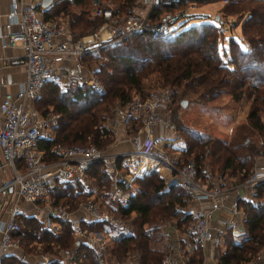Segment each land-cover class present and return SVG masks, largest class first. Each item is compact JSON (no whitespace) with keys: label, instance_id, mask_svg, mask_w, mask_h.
Returning a JSON list of instances; mask_svg holds the SVG:
<instances>
[{"label":"built area","instance_id":"built-area-1","mask_svg":"<svg viewBox=\"0 0 264 264\" xmlns=\"http://www.w3.org/2000/svg\"><path fill=\"white\" fill-rule=\"evenodd\" d=\"M182 0H132L122 11L109 3L92 0L89 15L99 17L101 22L90 33L76 35L68 20L60 17L44 19L36 8L40 0H8L5 21L0 25L1 47L19 46L22 55L13 60L23 67L24 76L16 90L7 91L0 98V195L9 186L5 202L7 209L0 216V264L4 255L16 254L25 259L20 249V230L17 216L32 214L43 220L44 227L55 230L58 225L51 218L68 221L75 239H82L96 250L104 252L108 238L97 230L83 231L72 212L61 204H53L48 194L55 183H62L84 176L85 169L93 161H102L109 174L111 185L108 191L110 201L125 205L130 197L127 190L117 182L124 178L142 176L155 172L163 188L179 186L189 194V199L206 202V208H197L182 229L171 223L174 236L163 232L162 244L165 252L159 264H180L172 255L179 249V236L193 241L215 242L216 237L209 223L213 211L225 207L230 217H237L238 196L229 199L224 206V197L233 189L252 187L264 181V164L252 166L250 172L235 185H227L222 176L209 183L200 179L193 161L177 163V159L166 153L176 147L174 123L168 115L170 92L158 88L144 96H132L113 108L110 119L112 130L120 127L130 142V148L116 153H105L93 143L61 144L51 142L47 151L37 148V142L53 137L58 125L59 113L48 109L40 112L33 105L45 82L64 87L69 83L84 84L94 90H101L97 79L100 65L93 62L99 55L97 49L130 33L150 30L154 34L171 36L188 18L185 8L165 10L150 22L153 6L179 3ZM72 0H48L50 5H66ZM186 2V6H190ZM159 132L155 133V128ZM258 155L264 159V134L256 139ZM49 155L54 156L49 157ZM164 169V172L161 171ZM204 168H201L203 172ZM23 204H26L24 206ZM100 202L87 199L79 202L75 210L87 219L106 222L115 235L125 233L126 224L113 218L108 210L101 209ZM166 230V228L164 229ZM56 254L67 259L68 249H58ZM42 263L50 259L47 253L36 254ZM256 259L264 258V245ZM119 264V262H115ZM129 264V263H126ZM200 264H208L202 261Z\"/></svg>","mask_w":264,"mask_h":264},{"label":"trees","instance_id":"trees-1","mask_svg":"<svg viewBox=\"0 0 264 264\" xmlns=\"http://www.w3.org/2000/svg\"><path fill=\"white\" fill-rule=\"evenodd\" d=\"M131 1L121 0L114 7L122 11ZM187 1L202 4L212 0H182L179 3L153 6L150 22L165 10L185 8ZM74 2L80 4L82 0H74ZM222 11L226 15L235 14L238 19L242 18L240 35L245 43L244 48H241L237 41L229 38L228 54L223 58L217 51L215 27L207 22L180 28L171 36L154 34L146 29L122 36L115 43L110 45L106 43L97 49L98 53L109 50L106 52L109 55L107 60H97L100 65L97 79L103 86L102 90L97 91L78 83L66 84L61 90L57 84L45 82L41 86L40 96L34 99L33 105L40 112L48 109L56 111L59 113V118L53 137L38 141L37 148L47 151L51 142L83 144L88 140L99 149L104 146L110 138L108 126L102 123L104 116L110 113L109 108L114 100L124 103L130 99V90L139 88L135 70L145 65L157 67L155 69L160 72L163 83L173 87L188 86L193 81L194 85L198 86L211 75V71L224 70L223 77L217 78L204 91H211L215 83L216 85L221 83V86H229L232 99H237L246 84L251 89V93H254L247 118L253 127H258L257 110L259 106L264 109V0H229L222 6ZM100 22L99 17L88 14L85 17L80 15L71 17V26L76 35L90 33ZM78 24L80 27L76 29ZM172 49L180 52L182 56L189 53L195 56H186L187 58L181 62L169 56L168 53H171ZM158 51L162 53L154 63H151L148 57L154 56ZM229 73L233 75L229 76ZM172 92L174 95L173 89ZM171 97L170 95V99ZM207 142L198 144L205 146ZM214 143L220 145L227 153L223 157L221 169L238 171L240 180L243 179L250 172V169L244 166L248 156H240L232 149L228 152V148L223 147L216 140L208 142L211 148H214ZM186 147L185 154H188L190 151L188 143ZM239 147L241 146L236 144L233 148L236 150ZM49 157L54 158L52 155ZM194 158L193 162L200 173L201 160L196 161V156ZM223 171L221 176L224 174ZM84 174V178H90L101 196L107 195L110 176L104 170L102 161L91 162ZM62 183H55L48 196L53 204H61L69 211L74 207V211L71 212H75V206L87 200L90 192L85 190L80 179ZM117 183L122 188L134 183L139 191L137 196H130L125 205L115 204L111 208L107 207L109 212L120 218H127L130 213L134 216L130 222H127L125 233L109 238L110 246L106 244L104 252L96 250L82 239H75L67 220L51 218L58 227L55 230H48L44 227L43 220L32 214L16 217L20 224V230L17 232L20 249L25 255L31 251L51 255L46 262L34 264H63V256L56 254L58 249H68L67 264H107L104 254L108 256L111 264L120 263L132 254L135 257L132 260L134 264H159L164 254L158 246L160 234L156 231L150 236L149 233L154 231L157 224L165 221L172 222L176 228L182 229L192 217L191 212L186 208L189 194L179 186L164 189L162 179L153 171L142 176H134L129 183L124 179ZM254 186L256 193L264 196V181ZM96 198L95 194L93 200L95 201ZM240 206L245 211L246 237L237 243L229 241L227 249L217 258L218 264H245L254 258L264 245V202L252 204L241 201ZM77 219L83 231L106 230L110 227L106 222L87 219L81 212ZM26 262H28L26 258L19 259L16 254L9 253L3 256L1 264H26Z\"/></svg>","mask_w":264,"mask_h":264},{"label":"rangeland","instance_id":"rangeland-1","mask_svg":"<svg viewBox=\"0 0 264 264\" xmlns=\"http://www.w3.org/2000/svg\"><path fill=\"white\" fill-rule=\"evenodd\" d=\"M91 1L92 0H82V3L76 4L74 0H72V2H69L68 4L63 6V17L68 19L69 26L71 27L73 33L76 32L72 29L71 26L72 15H80L83 17L87 16V14L89 15L88 10L90 8ZM100 1H104L111 4L112 6H116L121 0ZM228 1L229 0H212L202 4H197L194 2L192 3V5L185 8V12L188 15V18L182 22H178L180 28H186L192 24L198 25L201 22H207L214 26L215 32L217 33V51L222 58L228 54L229 38H233L239 43L242 48H244V45L242 44L243 39L241 38V35L239 33L240 22L242 18L238 19L237 15L235 14L226 15L222 11V6ZM79 27L80 24H78L75 28L78 29ZM113 43H115V41L110 42L108 45ZM108 51L109 50L106 49L100 53L97 52L99 56L95 58L93 62L98 63L97 60H107L109 55L106 52ZM161 53L162 51H158L156 54H154V56H149L148 60H150L151 63H154V60ZM168 54L171 58L175 57L177 58L176 60H179L181 62L184 61L188 56H195L192 53L182 56L180 52H175L174 49H172L171 53ZM155 68L157 67L153 65H145L135 70L139 81V88L137 90L131 89L129 92V97H141L146 95L148 92L154 91L158 88H167L170 92V95L172 97L168 105V115L174 123L176 136H178L179 138L176 143L179 144L178 149H180L179 154H177L178 152H176L175 150L176 147H169L168 149H166V153L170 156L175 157L177 159V163L187 160L194 161V157L196 156V161L201 160V167L199 170V176L201 177L200 179H204L209 183H214L216 182L217 176H221L223 170L221 169L220 165L224 161V155L227 154L226 151L222 147H220V145L214 143V148H211V145L208 144L209 141L216 140V142L223 145V147H227L228 152L229 149H232L240 156L247 155L248 157L244 161V166L245 168L251 170L252 159L256 155L258 156L256 139L259 135L264 134V109H261V106H259L257 110V122L259 123L258 127H253L247 118V113L251 108V101L254 96V93H251V89L248 88L245 84L242 87L237 99H232L229 93V86H221V83L218 85H216L217 83H215L216 86L214 85L213 90L205 92L204 89H207L209 85H212L217 78L219 79L223 77L222 74H225L224 70L211 71V75L208 77L210 81L207 78L203 82H200L198 86L194 85L195 83L193 81L188 86L173 87L169 84L165 85L163 83L160 72ZM231 75H233V73H229V76ZM58 87L61 90L65 88V86L62 88L60 86ZM172 89L175 91L174 95H172ZM39 96L40 92L38 97ZM181 99L184 101V105L182 106L180 105ZM37 101L38 100H36L35 103H37ZM120 104L121 103L119 101L114 100L109 108L110 113L105 115L103 118L102 123L108 126L110 130V138L104 146L100 147L102 152H109L108 150L111 149L113 143L116 142L114 130H112V127L110 125V119L113 116V108ZM193 142L196 143L194 144ZM204 142H207L204 144L205 146L199 145ZM86 143L91 142L88 140ZM187 143L190 147V151L188 154H185L187 150ZM236 144H239V146L241 147L235 150L233 147H235ZM201 168H204L202 173ZM223 173L224 174L222 175V178L225 181H229L231 178L236 181L240 180L238 171L233 170L230 172L229 170H224ZM229 175H231V177ZM82 184L85 186L86 191L87 189L91 188H93V190L95 189V194L97 196L96 199L102 200L103 203L100 206L101 209L107 210V207L111 208L116 204L110 201L107 193V195L101 196V194L97 191V187L93 185L90 178L85 177L82 180ZM110 184L111 180L109 178V182L107 184L108 190L110 188ZM93 198L90 199L94 203ZM72 210L74 211V207L72 208ZM109 214L113 218L121 219L124 224L130 222V220H132L134 216L133 213H130L127 218H120L116 214H113L111 211L109 212ZM72 215H76L74 216L76 219L80 217V214L78 212H72ZM163 223L164 222H162V224ZM106 244H109L110 246V242H106ZM162 246L164 247L163 244ZM36 247L38 249L39 244H37ZM37 253L38 252L34 251L27 253L26 261L28 262H26V264L36 263L35 258L37 256ZM104 257L107 258H105L107 260V264H111V261H108V256L106 254H104ZM134 258V254H132V256L126 257L122 262L125 263L130 259L134 260ZM63 264H67V259L63 260Z\"/></svg>","mask_w":264,"mask_h":264},{"label":"crops","instance_id":"crops-1","mask_svg":"<svg viewBox=\"0 0 264 264\" xmlns=\"http://www.w3.org/2000/svg\"><path fill=\"white\" fill-rule=\"evenodd\" d=\"M7 2L8 0H0V25L3 24L5 21ZM47 2L44 5H41V0H40V4L36 7L44 19H52L60 16L63 17V12H62L64 6L63 4L62 5L54 4L46 7ZM190 4L192 5V2H190ZM63 18L65 19V17ZM242 44L245 46L244 41H242ZM22 52L23 51L19 46L1 47L0 45V98L4 92L7 91L10 92L16 90L19 82L22 81L23 79L24 76L23 67L20 64L13 62L14 59L21 57ZM158 132H159V128L156 127L155 133ZM114 136L116 142L113 143L112 148L109 149L108 150L109 152L106 153H116L130 148V142L128 140V137L120 127L116 128V130L114 131ZM178 145L179 144L176 143L175 150L176 152H178L177 154H179V149H180V148L178 149ZM262 164H264V159H262L261 156L256 155L252 159L251 162L252 166L254 165L257 166ZM0 171L2 172V170ZM161 171L164 172V169H161ZM84 176L80 180H83ZM229 176L231 177V175ZM124 180H126L129 183L131 178H124ZM229 181L226 180V184L229 186L235 185L236 184L235 182H237L233 178H231ZM124 189L127 190L129 196H133V197L137 196L139 191L138 186L135 185L134 183H130L128 187ZM87 191L90 192L87 199L95 197V189L93 190V188H91V189H87ZM234 195L238 196L237 204L240 212L238 213L237 217H230L225 207L223 209L213 211L211 215L209 223L216 237L215 242L200 243L193 241L190 238L188 239L186 237L179 236V244H180L179 249L178 251L173 252L172 255L175 259H177V261L180 264H200L202 261H206L208 262V264H218L217 258L221 253H223L227 249L229 241L231 243H237L246 237L245 223H244L245 211L240 206V202L248 201L252 204L263 203L264 196L256 193L255 186L252 187L237 186L235 190L233 189V191L229 192L224 197V206H227L229 199H231V197ZM4 200L0 204V216H3L5 210L7 209V205ZM95 201L100 202L101 205L103 204L102 200L95 199ZM23 205L26 206V204ZM207 205L208 204L206 202H196L194 200L188 199L186 208L192 214L193 211L196 210L197 208L199 207L206 208ZM75 212H78L80 214V212L77 210ZM171 226H172L171 223L157 224L154 228V231L149 233V235L152 236L154 232L158 231V233L160 234L158 246L162 250V252L163 251L165 252V249L162 246V242H161V238L163 237V232L165 231L168 232V235L170 236H174V235L177 236V234L174 233L172 229H170ZM165 228L166 230H164ZM110 230L111 227H109L106 230H98V231L102 235L106 236L109 240L110 237L115 235ZM25 258H27V255ZM35 261L36 263H42L38 256H36ZM126 263L134 264L131 259L126 261L125 263L120 262L119 264H126ZM245 264H264V258H260V259L251 258Z\"/></svg>","mask_w":264,"mask_h":264},{"label":"water","instance_id":"water-1","mask_svg":"<svg viewBox=\"0 0 264 264\" xmlns=\"http://www.w3.org/2000/svg\"><path fill=\"white\" fill-rule=\"evenodd\" d=\"M48 0H41V5H44ZM180 105H184V101L183 100H180ZM10 190V187L9 186H6L3 190H2V193L0 195V204L1 202H3V200L5 199L6 197V194L7 192Z\"/></svg>","mask_w":264,"mask_h":264}]
</instances>
